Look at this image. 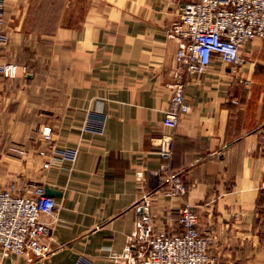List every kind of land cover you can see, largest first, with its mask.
Returning a JSON list of instances; mask_svg holds the SVG:
<instances>
[{
  "label": "crops",
  "instance_id": "crops-1",
  "mask_svg": "<svg viewBox=\"0 0 264 264\" xmlns=\"http://www.w3.org/2000/svg\"><path fill=\"white\" fill-rule=\"evenodd\" d=\"M63 1L55 28L32 33L37 53L48 47L63 63H37L22 77L23 67L8 61L20 76L12 109L40 129L50 126L59 146H78L79 154L48 168L38 156L31 176L60 191L51 251L0 252V264H138L142 240L179 231L186 203L217 264H264V41L241 49L242 64L215 57L190 78V111L172 129L163 121L184 41L168 28L189 0ZM95 111L105 116L103 130L84 132ZM164 135L174 136L171 164L186 185L183 197L163 194Z\"/></svg>",
  "mask_w": 264,
  "mask_h": 264
},
{
  "label": "built area",
  "instance_id": "built-area-1",
  "mask_svg": "<svg viewBox=\"0 0 264 264\" xmlns=\"http://www.w3.org/2000/svg\"><path fill=\"white\" fill-rule=\"evenodd\" d=\"M5 1L0 0V58L9 41L5 26ZM169 33L183 39L176 53L177 70L181 79L171 85L172 95L165 110L164 125L175 129L181 118L190 111L185 94L190 78L204 74L215 57L225 63L244 62L241 49L255 38L264 41V0H190L181 10L179 21L168 28ZM18 68L13 63H0V75L14 78ZM105 116L92 112L82 127L84 132H101ZM173 135L159 138V155L163 160V194L183 197L186 185L172 168ZM41 150L44 167H64L74 163L79 147H61L54 142L50 126L43 127ZM60 205L46 195L43 184L28 186L12 184L0 188V252L24 255L30 251L45 257L51 251L47 241L51 235ZM44 217H47L45 219ZM179 231L169 234L159 231L146 237L138 245V264H217L218 256L211 249V239L200 230L199 214L189 204L180 209ZM80 262L79 264H83ZM88 264V263H84Z\"/></svg>",
  "mask_w": 264,
  "mask_h": 264
},
{
  "label": "rangeland",
  "instance_id": "rangeland-1",
  "mask_svg": "<svg viewBox=\"0 0 264 264\" xmlns=\"http://www.w3.org/2000/svg\"><path fill=\"white\" fill-rule=\"evenodd\" d=\"M5 8L9 44L1 54L0 63L13 61L23 67L19 74L22 77L33 73L37 63L49 59H54V63H63L61 56H50L48 47L44 53H37L32 45L35 41L32 34L34 31L47 33L55 28L57 20L63 15V0H23L21 3L5 1ZM17 43L19 45L15 46ZM19 75L9 79L0 75V174L3 176L0 188L14 183L18 187L38 183L31 177L38 168V156L42 158L41 168H45V159L40 155L41 150H47V144L42 141L43 127L40 129L28 123L27 119L24 121V117L16 115L12 109L14 98L11 91L13 95L16 94ZM39 144L43 146L39 147Z\"/></svg>",
  "mask_w": 264,
  "mask_h": 264
},
{
  "label": "water",
  "instance_id": "water-1",
  "mask_svg": "<svg viewBox=\"0 0 264 264\" xmlns=\"http://www.w3.org/2000/svg\"><path fill=\"white\" fill-rule=\"evenodd\" d=\"M45 189H46V195L48 196L55 197V196L60 195V191H58L57 189L50 188L49 186H45ZM141 209H143V207H141ZM143 217H144V211H142L139 215L140 223H139L138 228H140L142 225Z\"/></svg>",
  "mask_w": 264,
  "mask_h": 264
}]
</instances>
